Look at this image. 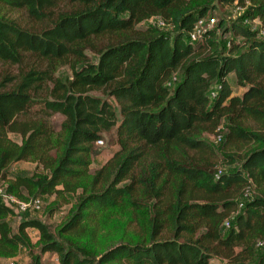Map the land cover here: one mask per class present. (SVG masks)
Wrapping results in <instances>:
<instances>
[{
    "label": "trees",
    "instance_id": "trees-1",
    "mask_svg": "<svg viewBox=\"0 0 264 264\" xmlns=\"http://www.w3.org/2000/svg\"><path fill=\"white\" fill-rule=\"evenodd\" d=\"M68 1L72 7L56 10L63 0H0V61L20 64L28 53L39 62L16 74L0 70V179L12 163L32 162L34 172L10 178L7 190L20 199L54 195L50 215L80 191L54 231L27 217L13 231L12 211L0 204V257L24 248L26 264H41L46 252L58 264H211L216 256L264 264V39L257 37L264 0ZM236 1L258 29L232 23L242 41L230 40L227 49L212 29L186 41L215 2ZM10 9L44 25L26 28ZM151 18L159 20L154 28L135 29ZM104 35L110 40L97 45ZM64 64L72 75L63 81L55 73ZM229 75L245 87L241 95L232 93ZM94 90L115 98L119 123ZM36 102L42 105L30 111ZM54 113L63 116L59 131ZM221 120L223 147L247 144L234 169H216L235 159H220L201 138ZM115 126L118 150L91 171L94 143ZM29 228L38 231L35 242Z\"/></svg>",
    "mask_w": 264,
    "mask_h": 264
},
{
    "label": "rangeland",
    "instance_id": "rangeland-1",
    "mask_svg": "<svg viewBox=\"0 0 264 264\" xmlns=\"http://www.w3.org/2000/svg\"><path fill=\"white\" fill-rule=\"evenodd\" d=\"M73 6V3H71L68 0H63V2L57 7L56 10H65L69 9ZM244 7L241 6L237 1L230 4V3H222V2H215V8L212 9L209 14H207L204 19L205 24V30L206 29H212L216 32V38L215 41L218 43V45L221 48L227 49L229 46V41H242V37H235L231 31L229 30V27L232 23H242L248 28L251 29H258L259 28V20L257 18L255 19H244L242 16L244 14ZM58 13V12H57ZM55 13V15L57 14ZM7 15L11 18L16 20L18 23L24 25L26 28L33 29V24L36 25H44V23H36L33 21V19H30L27 15V13L24 10H17V9H10L7 11ZM157 18H151L146 19L142 21L141 23L137 24L135 29L137 30H145L147 28H154V25H157L158 23ZM223 21L225 23L226 28L228 30L219 28L220 22ZM204 30V31H205ZM257 37L264 39V34L262 32H258ZM110 40V37L107 35H104L96 40L97 45H104L107 43V41ZM202 42H199V44ZM84 53L88 59L89 62H96L97 61V54L93 50L92 47L87 46L84 50ZM38 59L35 56H32L30 54H25L23 57V62L20 64H11L8 62H2L0 61V70L2 72H10V73H18L19 71H22L23 69H28L32 65H38L39 62ZM80 64H78V67ZM181 73L179 72V75ZM56 76L60 77V79L67 80L71 78L72 70L70 64H64L57 68V71L55 73ZM228 81L232 87V93L235 95H241L242 92L245 90V87L238 86L235 83V79L233 75L228 76ZM213 90L210 91L209 94H211ZM92 95H96L101 97L102 99L108 100L113 108L116 111L117 114V123H119L120 120V114H119V107L118 104L113 96H110L107 92H103L102 90H94L91 91ZM41 102H36L31 105L30 111H34L38 109L41 106ZM63 120V116L59 113H54L51 116V124L55 131L60 130V124ZM245 124L251 127H254V123L250 119L244 120ZM226 124L224 120H221L218 127L213 130H205L201 134V138L206 141L209 145L213 146L216 153L218 154L220 159H224V157L228 154L233 155V159H235V162L233 164L228 165L227 163H219L216 169H234L236 166L240 165L241 157L243 156L245 149L247 147V144L244 143H236V144H228L226 146H222L223 140L217 141L216 138L218 135H222V137L226 133ZM9 137L17 142L21 141L20 135L10 133ZM102 142H95L93 147V153H92V164H91V171H93L96 168H99L102 166L105 161L116 151L118 150L117 140H116V126L113 127L109 131H104L101 133L100 136ZM196 158L199 156L197 153L191 152ZM35 166L32 162L29 161H18L15 163H12L8 168V178L5 179L6 181H9L10 178H13L16 175H30L34 172ZM248 196L253 195L255 193V189L251 187L247 190ZM80 195V191L78 190L74 194H68L69 203L64 204L60 208L56 209L51 215L48 213L49 209V203L53 201L54 195H44L39 196V198L42 201V207L40 211L31 212L29 214H21L17 212H12L10 216L8 217V221L11 224L12 230H17L18 223L27 218H37L42 221H45L49 224L52 231L55 230V227L61 222L63 217L67 214L68 209L70 208L72 203L76 202L77 197ZM237 194H235L234 200H240L239 197H236ZM247 196V195H246ZM242 200V199H241ZM48 207V208H47ZM222 229H224L222 225ZM27 232L33 242L36 241L38 237V231L36 229H27ZM34 251L39 252L38 247L34 248ZM30 260L29 252L26 251L24 248H21L18 253L13 257H0V264H26ZM41 264H58V257L55 253L52 252H46L43 253L41 256ZM211 264H226V261L222 259L219 256L214 257L211 260Z\"/></svg>",
    "mask_w": 264,
    "mask_h": 264
},
{
    "label": "built area",
    "instance_id": "built-area-1",
    "mask_svg": "<svg viewBox=\"0 0 264 264\" xmlns=\"http://www.w3.org/2000/svg\"><path fill=\"white\" fill-rule=\"evenodd\" d=\"M159 24H163L159 22ZM205 30L204 19H200L192 28L191 31L187 32L186 41L194 44L201 41V34ZM212 91L210 95H214ZM221 135H218L216 140L219 141ZM96 142L101 143L102 140L98 139ZM0 204L6 205L12 212L21 214H29L31 212L40 211L42 207V201L39 197H29L28 199H20L13 193L7 190V181L0 179ZM241 205V204H240ZM224 226H229V221L224 222Z\"/></svg>",
    "mask_w": 264,
    "mask_h": 264
}]
</instances>
